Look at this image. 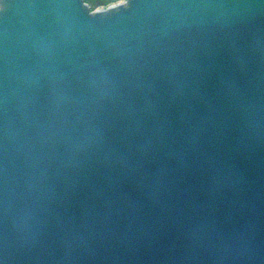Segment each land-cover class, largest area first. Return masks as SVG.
Returning <instances> with one entry per match:
<instances>
[{
  "label": "water",
  "instance_id": "1",
  "mask_svg": "<svg viewBox=\"0 0 264 264\" xmlns=\"http://www.w3.org/2000/svg\"><path fill=\"white\" fill-rule=\"evenodd\" d=\"M0 264H264V0H0Z\"/></svg>",
  "mask_w": 264,
  "mask_h": 264
},
{
  "label": "trees",
  "instance_id": "2",
  "mask_svg": "<svg viewBox=\"0 0 264 264\" xmlns=\"http://www.w3.org/2000/svg\"><path fill=\"white\" fill-rule=\"evenodd\" d=\"M90 8L96 9L100 6L106 7L109 4L115 3L117 0H85Z\"/></svg>",
  "mask_w": 264,
  "mask_h": 264
},
{
  "label": "rangeland",
  "instance_id": "3",
  "mask_svg": "<svg viewBox=\"0 0 264 264\" xmlns=\"http://www.w3.org/2000/svg\"><path fill=\"white\" fill-rule=\"evenodd\" d=\"M122 1H124V0H117L116 2H122ZM102 7H103V6H102ZM102 7H101V8H102ZM98 8H99V7H98Z\"/></svg>",
  "mask_w": 264,
  "mask_h": 264
},
{
  "label": "bare ground",
  "instance_id": "4",
  "mask_svg": "<svg viewBox=\"0 0 264 264\" xmlns=\"http://www.w3.org/2000/svg\"><path fill=\"white\" fill-rule=\"evenodd\" d=\"M102 6H100L99 8H101Z\"/></svg>",
  "mask_w": 264,
  "mask_h": 264
}]
</instances>
